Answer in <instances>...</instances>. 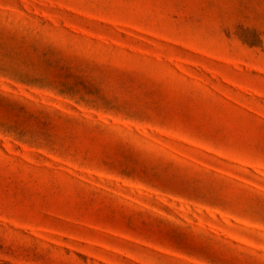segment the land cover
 Returning <instances> with one entry per match:
<instances>
[{"label": "rangeland", "instance_id": "1", "mask_svg": "<svg viewBox=\"0 0 264 264\" xmlns=\"http://www.w3.org/2000/svg\"><path fill=\"white\" fill-rule=\"evenodd\" d=\"M0 264H264V0H0Z\"/></svg>", "mask_w": 264, "mask_h": 264}]
</instances>
